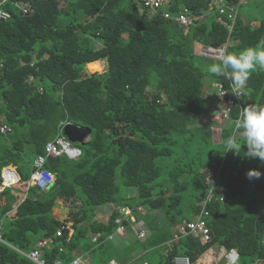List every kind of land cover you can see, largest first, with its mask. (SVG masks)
<instances>
[{"label":"trees","instance_id":"obj_1","mask_svg":"<svg viewBox=\"0 0 264 264\" xmlns=\"http://www.w3.org/2000/svg\"><path fill=\"white\" fill-rule=\"evenodd\" d=\"M181 3L194 17L188 29L160 11L150 14L140 1L0 3L8 12L0 21V129L8 128L0 130V185L6 164L15 166L19 176L0 191L5 242L0 241V264H33L16 249L29 252L46 237L53 238V247L43 251L50 264L86 251L96 260L111 249L127 254L137 240L115 247L107 239L116 231L119 212L107 221L96 217L98 207L110 204L148 222L147 239L139 243L145 251H165L157 254L158 264H173L179 254L194 261L215 244L235 248L241 264H264V215L257 207L258 200L264 201V163L245 157L244 145L240 155L225 151L230 136L242 143L234 125L244 107L264 104V69L250 74L244 95L219 118L224 123L215 135L209 122L220 120L201 122V115L209 117V103L226 97H217V86L213 98H204L203 92L216 82L229 89V82L210 72L219 60L194 47L195 42L227 43L229 52L238 53L264 43V0L238 6L223 0L227 13L235 6L234 19L221 14L213 0H178L168 6L172 16ZM101 59L107 60V69L88 72L87 65ZM66 124L88 127L90 134L72 142L63 132ZM59 138L80 153L49 152L47 145ZM38 156L54 176L44 189L28 186ZM252 168L262 173L251 179L253 184L243 176ZM208 170L215 173L213 199L206 205L211 239L206 243L190 234L175 239L179 227L202 209L210 192ZM57 200L68 207L64 219L55 211ZM69 220L72 234L68 227L57 236ZM95 232L97 243L90 238ZM100 260L97 264L109 259Z\"/></svg>","mask_w":264,"mask_h":264},{"label":"built area","instance_id":"obj_2","mask_svg":"<svg viewBox=\"0 0 264 264\" xmlns=\"http://www.w3.org/2000/svg\"><path fill=\"white\" fill-rule=\"evenodd\" d=\"M3 0H0V3ZM246 0H234L236 5L244 3ZM142 8L145 9L147 12L154 14L158 11H160L161 15L165 18H173L178 24H180L185 29H188L194 21V17L188 14L187 9L184 8L181 12H179L177 15L172 16L168 11V6L171 4V0H141ZM23 11L26 12V6L22 5ZM231 13H227L224 9V7L219 8V12L221 14H226L228 17L234 19L236 14L235 6L230 5L228 9ZM8 17V12L4 11L0 7V21L6 20ZM224 45L220 46H214V45H203L199 48L198 54L209 57L215 60H219L220 53L225 50ZM229 82V89L227 87L223 86L221 83L217 82V89H218V96L220 98H224V110L219 113V115H216V118H223L226 117L227 112L229 111L230 107L235 103L238 102L239 97H237L233 92V83L231 80L228 79ZM223 115V116H222ZM7 126L2 125L1 131L4 132L7 130ZM47 150L51 152L52 154H60L62 152L67 153L71 157H75L80 153V150L78 148H75L70 145V143L67 140L59 138L57 140V144L54 145L52 143H49L47 145ZM45 161V158L42 156H38L34 163V171L31 174V177L28 182V186H36L40 189L46 188L51 182L54 180L53 174L48 171L47 169L43 168V163ZM245 174L247 171L244 172ZM1 177H2V184L3 186H11L15 184L18 180L16 179V176L14 172L8 167L3 166L1 169ZM215 181V173L214 170H208L205 175V183L210 186V192L206 196V198L203 201V206L199 214L193 218L191 221L185 222L183 225L179 227V234L175 233L174 237L175 239L179 238L182 234H191L194 237H200L201 240L208 241L210 239V229L207 225L206 218L209 216V210L206 208V205L208 202H210L213 199L212 189L213 184ZM3 186L1 189H3ZM219 199L222 201L223 194H220ZM118 212L121 214L123 213L124 209L118 207ZM127 212V211H124ZM116 222L119 224L120 229H124V226L122 224V218H117ZM68 222H65L58 231L56 232V235H61L63 229L68 228ZM71 229L69 228V232L71 233ZM139 236H143V233H141ZM0 241L5 243L2 238L1 230H0ZM53 243L52 237H46V238H40L36 241L34 247L29 252H24L22 250L16 249L18 252H20L22 255L27 257L33 264H49L45 260V258L42 256V250L45 249V247H48ZM221 257L224 258V264H241L239 262V252L235 248L227 249L226 251L221 254ZM175 261V264H192L190 258L187 255L182 256H176L173 259ZM52 264H88L85 260H83L80 256L74 257L72 260L68 262H64L61 259H55ZM107 264H117L116 261L110 260ZM254 264V263H252Z\"/></svg>","mask_w":264,"mask_h":264},{"label":"clouds","instance_id":"obj_3","mask_svg":"<svg viewBox=\"0 0 264 264\" xmlns=\"http://www.w3.org/2000/svg\"><path fill=\"white\" fill-rule=\"evenodd\" d=\"M257 68L264 69V43L255 47L244 48L238 53L229 52L227 49L223 50L219 55V63H214L210 67V72L231 80L233 83L232 92L237 97H241L244 95L243 88L246 81ZM215 86L217 85L215 84ZM217 97H219L218 94ZM234 127L242 143L238 142L237 135L230 136L226 140L225 151L231 150L234 155H240L242 145H244L246 146V151H243L245 157L259 159L264 163V104H252L244 107ZM246 175L251 180L253 178L259 179L262 173L259 169L252 168L248 170ZM121 216L125 218L123 214ZM123 226L126 227L124 224ZM141 233L145 236L146 232L140 230L139 235ZM117 264L119 263L117 262Z\"/></svg>","mask_w":264,"mask_h":264},{"label":"crops","instance_id":"obj_4","mask_svg":"<svg viewBox=\"0 0 264 264\" xmlns=\"http://www.w3.org/2000/svg\"><path fill=\"white\" fill-rule=\"evenodd\" d=\"M171 1H173V4L175 2H178V0L177 1L176 0H171ZM213 3L218 6V10H219V8H221L224 5L223 0H213ZM222 3H223V5H222ZM182 5L183 4L181 3V4H178L177 7L175 6L178 9L177 10L178 13L181 12L184 9V7H182ZM218 19H220V17H218ZM194 44H195V46H194L195 47V50L198 53L199 48L201 46H203V45L201 43H198V42L197 43L195 42ZM221 45H224L225 48H227V43H223ZM216 83H213V88L212 89L215 88V84ZM221 108H222L221 105L220 104H217V101L214 100L210 104V113H212V112H214V114L215 113H218L221 110ZM201 117H202V115H201ZM5 166H8L10 169H13L14 170L13 172H14V174L16 176V179L19 180V176L17 174L16 167L13 166L12 164H6ZM243 176L245 177V179L247 178L246 179L247 181L251 182L252 184L254 183L253 181H251L247 177V175L245 173H244ZM2 186H3V184L1 183V185H0V191L2 190L1 189ZM4 187H9V186H3V188ZM118 207L124 209V211H127V212H124L123 211V213H122L123 216H125V218H122V216H121L122 214L119 212L120 215H118L115 218V222H116V219L117 218H122V223H123V219H125V220H127V224H124L126 227L124 229H120L119 228V224L116 222V224H117L116 231L113 232L112 234H110L107 239L108 240H113L114 241V244H115L114 245L115 247H128V246L132 245V242L134 240H137V241H135L134 245L132 246V250L130 252L127 251L128 252L127 254L121 255L119 261L116 260L114 257H105V259L107 258L109 260H112V259L113 260H116L119 264H158L159 255H157V254H159V253L166 254L165 251H163L162 248H159V249L155 248V252L156 253H153L150 250H146L145 251V249L143 248V246L139 243V241H142L144 239H147L146 238L147 237V232H146L147 230L146 229L148 227L147 226L148 222L146 220H144V219H138V218L135 217V215L132 214V212L129 209H125V207H123L121 205H117L116 206L114 204L104 205V206L98 207L95 210L96 217L98 219H102V220L107 221L108 218H109V216H110V214L113 211H118V209H117ZM257 207H259V209H260V211H259L260 212V215H264V201L261 202V200H258V206ZM138 209H140V211H142V208L138 207ZM55 211H57L56 208H55ZM59 215H61V214H59ZM62 215H63V218L62 219H64L65 217H67V210L64 211L62 213ZM58 218L61 219L59 216H58ZM68 225H69V228L72 230L71 233L69 232V234H72L73 228L71 226L72 225V222L70 220L68 221ZM158 225H160V223ZM0 230H1V227H0ZM140 230L146 232L145 233V236H143V237H140L139 236V231ZM1 234H2V232H1ZM99 236L100 235L97 232L91 233L90 234L91 241L97 243V241L99 240L98 239ZM210 239L208 241H204V242L207 243V242L210 241ZM143 242H145V241H143ZM52 247H53V243L51 245H49L48 247H45V249H51ZM45 249L42 250V255H43V251ZM89 249L90 250L93 249V244H91V246L89 247ZM156 249H157V251H156ZM224 250L226 251L227 249L224 248L223 246H220V245H217V244L212 245V246L208 247L203 253H201L194 261H191V262H192V264H224V258L221 257V254L224 252ZM182 255H186V254H179V255H176V256H182ZM76 256H80L88 264H92L91 260L92 261L93 260H96V259H94V257H91V255L88 253V251H86L83 254H77V255L75 254L73 256V258L76 257ZM55 259H60V258H55ZM100 259H103V261L105 260L103 257H100V258L97 259V263L99 261L101 262ZM45 260H46V258H45ZM108 261H105V263H107ZM172 262H173V264H175V261L174 260H172ZM105 263L103 262V264H105ZM254 264H258V262L256 261V262H254Z\"/></svg>","mask_w":264,"mask_h":264},{"label":"rangeland","instance_id":"obj_5","mask_svg":"<svg viewBox=\"0 0 264 264\" xmlns=\"http://www.w3.org/2000/svg\"><path fill=\"white\" fill-rule=\"evenodd\" d=\"M132 1H134V2H136V3H139V1L140 0H132ZM62 3V2H61ZM244 7H246V6H242V7H240V10H244ZM95 63H98L99 64V66L98 67H91V65L92 64H95ZM107 67H108V65H107V60L106 59H104V60H97V61H94V62H92V63H90V64H88L87 65V70H88V72H102L103 70H106L107 69ZM216 93H215V91L212 89V88H209V90H204V92H203V95H204V98H206L207 96H209V97H211V98H213L214 97V95H215ZM211 103H209V105H210ZM217 104H220L221 105V110L219 111V113H221L223 110H224V103H223V101L222 100H219V101H217ZM219 113L218 114H214V112H212L211 113V115L209 116V117H207L206 115H202V121L201 122H205V123H207V121L208 120H210L211 118L212 119H214V120H217V118H216V115H219ZM218 120H220V119H218ZM216 122V124H214V123H211V121L209 122L210 123V125L212 126V127H216L215 128V135H217V132L219 131V127H220V125H223V120L221 119L219 122H217V121H215ZM205 123H203V124H205ZM218 127V128H217ZM11 186H13V185H11ZM10 187V186H9ZM76 206H78V203H77V205ZM55 208L57 209V211L58 212H60L61 211V215H59V217L62 219L63 218V215H62V213L64 212V211H66L67 209H68V207L66 206V205H64L63 204V202H61L60 200H57L56 201V203H55ZM73 210H77V208L74 206V209ZM108 254H104L105 255V257H114L116 260H118L119 261V259H120V257H121V255L118 253V250H116V249H111L109 252H107ZM104 258V257H103ZM91 262H92V264H96L97 263V260H91Z\"/></svg>","mask_w":264,"mask_h":264},{"label":"water","instance_id":"obj_6","mask_svg":"<svg viewBox=\"0 0 264 264\" xmlns=\"http://www.w3.org/2000/svg\"><path fill=\"white\" fill-rule=\"evenodd\" d=\"M64 134L72 142H81L85 137L90 134V129L88 127H81L73 124H66L63 130Z\"/></svg>","mask_w":264,"mask_h":264},{"label":"bare ground","instance_id":"obj_7","mask_svg":"<svg viewBox=\"0 0 264 264\" xmlns=\"http://www.w3.org/2000/svg\"><path fill=\"white\" fill-rule=\"evenodd\" d=\"M12 170V169H11ZM13 171V170H12Z\"/></svg>","mask_w":264,"mask_h":264}]
</instances>
